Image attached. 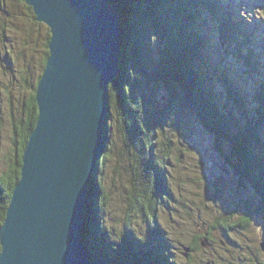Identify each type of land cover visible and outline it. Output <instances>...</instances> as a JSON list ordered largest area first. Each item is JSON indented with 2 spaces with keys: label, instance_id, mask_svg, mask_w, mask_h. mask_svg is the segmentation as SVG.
I'll use <instances>...</instances> for the list:
<instances>
[{
  "label": "trees",
  "instance_id": "trees-1",
  "mask_svg": "<svg viewBox=\"0 0 264 264\" xmlns=\"http://www.w3.org/2000/svg\"><path fill=\"white\" fill-rule=\"evenodd\" d=\"M110 2L114 5L120 27L124 30L123 44L125 48L127 45L133 48V51H127V54L137 62L132 69L130 61L122 58L125 62L121 66L119 73L110 80L108 88L109 101L106 121L111 122L114 128L113 131L116 133L115 136L117 138L115 141L118 143L116 147L120 146L118 154L123 156L122 160L126 162V166L131 163V172L129 174L132 184L134 183L133 191L136 189L137 193L136 200L129 202V211H127L124 220H120L123 224L122 229L127 228V231H130L129 229L132 225L130 221L133 218L129 215L132 212L144 213L145 217L143 218L148 222L149 215L147 213L149 212H146V210L148 209L147 211H150V213H155L151 212L153 206L159 203L163 205V199L160 197L158 189L160 186L162 189L167 187L165 184L162 186L161 181H159L163 180V176L162 179L160 176L158 179L152 178L151 180L148 177L151 175L150 172L152 174L159 172V177L164 165L167 164V161H164V163L159 161L157 149L153 151L154 145H157V140L155 138L152 139V136H154L155 130L162 129L159 127V122H163V117L159 114L157 119H150L151 114L148 113L144 119L142 112L147 109L144 106V97L140 95V97L134 98L137 90L140 88L141 90L147 89L151 78L161 77L165 79L168 76L169 78L171 77L170 81L174 83L179 95L186 98V106L182 107L184 112L187 110L188 118L193 120L209 136L212 137V133H216L218 139L224 140L222 142L225 147L228 146L229 157L223 153L219 140L216 145L218 151L226 156L227 161L235 158L240 162L237 171L243 173L253 184L251 189L255 198L262 197L264 195V155H257L256 150L264 149V132H262L264 130V26L256 18L257 13L250 14L247 12V9H249L247 5H239V8L237 7L239 12L233 9L229 12L222 5L224 2L219 4L218 0H110ZM221 6L222 10L220 11ZM229 6L231 8L230 4ZM137 11L140 13L144 11V14L139 18ZM218 12L219 19L214 23L213 16L216 17ZM203 13L209 15L211 21L207 22V16H204ZM254 18L259 21L258 24L253 22ZM21 19L30 22L32 28H40L41 26L45 31L41 42L44 47L41 49V56L36 65L41 68V71L38 76L32 73V77L35 79L37 76L38 81L48 56L49 30L36 21L31 8L26 6L21 0H0V70H3L1 64L5 66V60L11 64L12 54L17 55L18 59L21 57L23 54L22 48L28 45V39L31 38L30 27L20 23ZM142 23H145L146 30L152 33V37L149 36V33L148 37L141 33ZM260 25L261 29L257 31ZM216 26L219 42L224 46V56L227 59L223 62L218 61L216 65H211L215 69V74H213L211 72L212 68L206 70L205 67H207L206 56H209L210 59L214 58L209 54L213 51L212 29ZM14 28L18 36L9 37L8 32H12ZM239 32L242 33L240 34ZM142 39L150 47L151 57L149 62L152 67L150 72H147V63L142 61ZM124 46L123 50L125 52ZM169 48L171 51H169ZM204 50L207 51L206 55H203ZM125 55L126 52L122 57ZM160 56H162L163 61L156 58ZM226 61H230L236 67V70H241L238 67L240 66L249 81L258 86V93L256 91L252 92L251 101L245 95L247 88H245L246 84L244 81L239 82L232 75L235 81L229 79L228 73L230 74L232 68L226 65ZM200 66L204 67L201 68ZM132 70H143L149 74L140 72V74L135 73L132 75ZM220 70L223 73L220 80L217 81L216 75ZM27 71L28 69H26ZM24 76L22 75L21 79L28 80V77L25 78ZM29 86L30 83L27 81L21 85L27 90V97L22 101V105L25 111L28 112L25 113L26 119L24 122L13 126V139L11 141L15 146L13 153L15 156L7 155L5 159L3 158L5 168L0 173V226L4 221L5 211L12 192L20 178L24 148L37 121L38 111L35 103V92L31 93L28 89ZM222 88L226 90L227 98L225 99L219 94L222 91L219 89ZM241 92L243 93L241 94ZM174 98L175 96L170 99L165 97L168 100V104L166 107L164 106V113L171 110L177 111L178 107L180 108L174 102ZM19 102L21 104L20 100ZM230 102L237 107L238 111L236 114L235 112H228ZM155 113L153 112L152 115ZM235 116L238 118L243 117L241 125L236 124L238 120ZM160 133L162 134V132ZM104 134H106V138L102 153L106 152V154L105 157L102 156L104 161L101 162L100 168L97 167V170L92 175L94 191L89 194V197H92V194L96 192L97 197L95 201H88V203L92 202L91 208L87 206L85 208L86 215L102 231L100 233L101 241L94 238L92 225L89 222L91 220L84 221L87 223L88 229L87 231L82 230L84 234L83 241L90 256L91 264H97L99 260L104 264H111L110 257L103 258V256H109V252L114 248L112 247L114 242L110 243L112 248H109V251L106 246V239L110 241L107 234L109 235V230L110 232L112 230V227L108 230L105 226V231L103 230V222L108 221L107 213L102 218L95 211L97 205L104 208L109 206V194L105 192V180L103 177L105 170L110 166V160H113L112 155L116 149V147L114 149L113 137H111L108 127ZM171 141L170 137H165L161 141L159 140L158 143L161 142L160 146L167 145L171 148ZM185 142H188V140L185 139ZM185 146H187V143ZM216 146H214V152L219 153ZM175 147L178 149L176 142ZM159 152V154L164 153L160 149ZM168 155L163 154L162 158H167ZM159 158L161 159V157ZM122 160L119 164L124 163H122ZM159 163L162 166H159ZM117 172H119V169ZM238 179L241 178L239 177ZM241 221L246 226L249 223L246 218ZM222 227L226 230L229 226L222 225ZM148 235L149 237H147V234L145 236L147 243H143L142 248L145 250H160L157 243L163 242L165 244V247L163 245L164 249H162L164 253L167 246L165 241L161 239L163 237L160 232L156 231V239L149 229ZM201 238H205V236L197 235L190 241V244L194 247L192 250L197 251L202 247V242L204 243L205 240ZM101 243H105V246L101 245L104 255H98L95 249L96 245ZM128 244L131 243H127L124 246ZM148 244H151V246ZM152 244L156 245V247ZM125 248L121 247L120 250H117V256H115L114 260L122 263L126 256H129L131 252L124 251L127 250ZM118 251H121V253ZM150 255L148 254L147 256ZM139 257L142 258V256ZM164 259L166 258L164 257ZM139 264L141 263L139 262Z\"/></svg>",
  "mask_w": 264,
  "mask_h": 264
},
{
  "label": "rangeland",
  "instance_id": "rangeland-1",
  "mask_svg": "<svg viewBox=\"0 0 264 264\" xmlns=\"http://www.w3.org/2000/svg\"><path fill=\"white\" fill-rule=\"evenodd\" d=\"M249 1L251 0H218L219 4L224 2L222 5H224L229 12L230 10L232 11V9L237 11L239 5H247ZM255 3L257 5V14L259 15L256 18L259 19L261 25L264 26V0H255ZM229 4L231 8H229ZM221 10L222 6L220 7V11ZM137 13L140 18V16L144 14V11L142 13L137 11ZM203 14L207 16V22L211 21L209 15ZM23 19L20 20V23L30 27L32 33L31 38L28 39V45L22 48L23 54L19 59L17 55L12 54V65L5 60V66L1 64L4 71L0 70V173L4 171L5 168L3 158L5 159L7 155L15 156L13 155L15 146L11 141V139H13V126L20 122H24L26 119L25 113L28 112L25 111L22 105V101L27 97V90L21 87V85L24 84V82L26 83V81L29 82L30 86L28 89L31 93H36V88L40 82V80L37 81V76L40 74L41 68L36 65L41 56V49L44 47L41 42L42 38H44L45 31L41 26L40 28H32L31 23ZM218 19L219 12L216 17L213 16V22L216 23ZM20 23L18 22L19 25ZM261 25L257 28V31L261 29ZM118 28L120 31L119 38L122 65L125 62L122 58H126V60L130 61V66L133 69V66L137 64V62L127 54V51L131 52L133 48L130 45H127L125 48L122 38L124 30H122L120 24ZM216 28L217 26L212 29V41L214 46L213 51L209 54L214 58L210 59L209 56H206V70L212 68L211 65H216L218 61L223 62L227 59V57L224 56V46L219 42V34ZM141 29V33L148 37L149 32L146 30L145 23H142ZM239 33L241 34L242 32ZM8 35L9 37H15L18 36V33L14 28L12 32H8ZM149 36L152 37V33H149ZM142 41V61L147 63L146 69L147 72H150L152 68L149 62L151 57L150 47L145 44L146 41H144V39H142ZM123 46L127 55L124 57H122L125 53ZM136 51L138 52L137 48ZM169 51H171L170 48ZM206 54L207 51L204 50L203 55ZM161 57L162 56L156 58L162 60ZM226 65L232 68L230 74L228 73L229 79L234 81L236 79L239 82L244 81L246 84L245 88H247L245 95L251 101L252 92L256 91L257 86L251 83L252 86L249 83L248 77L240 66L238 67L241 70H236V67L233 66L230 61H226ZM200 67L203 68L204 66ZM26 69H28L27 72ZM140 72L149 74L143 70H132V75L135 73L140 74ZM211 72L215 74V69L212 68ZM32 73L37 75L35 79L32 77ZM222 73L223 71L220 70L216 75L217 81L220 80ZM41 74H43V71ZM22 75H25V78L28 77V80L21 79ZM141 78L144 79L143 76H141ZM157 78H151L147 89L141 90L140 88L137 90L134 98H138L140 95L144 97V106L147 107V109L142 112L144 119L148 113L151 114L150 119H157L159 114L163 117V122H159V127L162 129L155 130V134L152 136V139L155 138V140H157V145H154L155 148L153 151L157 149L159 161L161 163L167 161V164L164 165L159 177V172L154 174L150 172L151 175L148 176L149 180L152 178L158 179L160 176L162 179L163 176V180L159 181H161L162 186L165 184L167 187H163L162 189L160 186L158 189L160 197L163 199V205L159 203L153 206L151 212L155 213H150V211H147L148 209L146 210V212H149L147 213L149 215V223L143 218L145 217L144 213L132 212L129 215L133 218L130 221L132 225L129 230L131 232L127 231V228L122 229L123 224L120 220H124L127 211H129V202L136 200L137 193L136 189L133 191L134 183L132 184V179L129 174L131 172V163L126 166V162L122 160L123 156L118 154L120 146L116 147L118 144L115 141L117 138L115 136L116 133H114V128L109 121L107 125L108 131L111 133V137H113L114 149L116 147L112 155L113 160H110V166L105 170L103 177L105 180V192L109 194V206L108 208H104L97 205L95 211L98 216L102 218L105 217L107 213L108 221L103 222V230L105 231L104 226L107 227L108 230L112 227V230L111 232L109 230V235L107 234L110 241L106 239V246L108 251L109 248H114L109 252V256L104 255L101 245L105 246V243H101L96 245V252L98 255L103 254V258L110 257L111 264H139V262L141 264H168V262H170L169 264H264V247L262 246L264 245V195L258 197V199L255 198L251 189L253 184L243 173L237 171L240 162L235 158H231L227 161L226 156L229 157V153L227 152L228 146L225 147L223 145L222 141L224 140L218 139L216 133H212V137L209 136L207 132L202 131L193 120L188 118L189 115L187 110L184 112V108L182 107L186 106V98L179 95L174 83L170 81L171 77L169 78L168 76L165 79L161 77ZM219 90H222L219 94L223 99L227 98L225 88ZM242 93L243 92H241V94ZM174 96V102L176 105L180 106L181 109L178 107L177 111L171 110L164 113V106L166 107L168 104L167 99ZM165 97H167V99H165ZM237 111V107L230 102L228 112H235L236 114ZM153 112L156 113L152 115ZM235 117L238 120L236 124L241 125L243 123V117ZM34 129L31 131L30 135L34 132ZM160 132H162V134ZM262 132H264V130H262ZM165 137H170L172 139V149L167 145L160 146L161 142L158 143L159 140L161 141ZM185 139H187L188 142H185ZM28 140L26 145L28 144ZM218 140L222 146L219 147L222 148L226 156L220 154V151H218L216 146ZM175 142L178 149L175 147ZM186 143L187 146H185ZM214 146H216L219 153L214 152ZM159 149L164 151L163 154H169L168 157L163 159V154H159ZM105 154L106 152L102 153V156L105 157ZM256 154L260 156L264 155V149L256 150ZM102 156L98 162L99 168L101 162L104 161ZM159 157H161V159ZM121 160L122 163L124 162L123 164H119ZM21 163L23 165V161H21ZM159 166L162 165L159 163ZM2 167L3 169L1 170ZM118 169L119 172H117ZM239 177L241 179H238ZM20 179L21 177L19 181ZM90 187H92L94 191V183L92 180ZM92 195V197H89L90 195L87 194L86 201H95L97 197L96 192ZM86 206L91 208L92 202L90 201ZM85 208L82 216L83 222L80 224L81 231H87L88 229L87 223L84 221L91 220V218L86 215ZM243 217L248 220V227L242 224L241 220L244 219ZM222 225H228L229 227L224 230ZM95 227L92 226L94 237H96L98 241H101L100 233L102 231L97 226ZM148 229L154 236L156 231L160 232L163 237L161 239L165 241L167 246L164 253L162 249H164L165 244H163V242L157 243L160 250L154 251L142 248L143 243H147L145 240L146 234L147 237H149ZM197 235L205 236V238L201 239L204 240L207 238L204 242L207 243L204 247H200L196 251L192 250L194 247L190 244V241ZM154 238L156 239L157 236ZM93 241L95 240L93 239ZM111 242H114L112 247L110 245ZM127 243L131 244L124 246ZM148 245L151 246V244ZM153 246L156 247V245ZM121 247H126L128 251H124L131 252L129 256H126L123 260V262L126 261L125 263L114 260L115 256H117V250H120ZM118 252L121 253V251ZM148 254L151 255L147 256ZM139 256H142V258ZM164 257L166 259H164ZM100 264L104 263L101 262Z\"/></svg>",
  "mask_w": 264,
  "mask_h": 264
},
{
  "label": "water",
  "instance_id": "water-1",
  "mask_svg": "<svg viewBox=\"0 0 264 264\" xmlns=\"http://www.w3.org/2000/svg\"><path fill=\"white\" fill-rule=\"evenodd\" d=\"M21 1L49 30L48 56L0 228V264H89L79 225L104 145L109 82L122 66L118 15L110 0Z\"/></svg>",
  "mask_w": 264,
  "mask_h": 264
},
{
  "label": "bare ground",
  "instance_id": "bare-ground-1",
  "mask_svg": "<svg viewBox=\"0 0 264 264\" xmlns=\"http://www.w3.org/2000/svg\"><path fill=\"white\" fill-rule=\"evenodd\" d=\"M253 22L255 23V24H257V23H259L257 20H255V18L253 19ZM44 26V25H43ZM16 77V76H15ZM108 112V111H107ZM107 113H106V119H107ZM38 116H39V112H38ZM38 121V120H37ZM105 126H104V132L102 131L101 132V142H103L104 140H105V138H106V134H104L105 133V131H106V128L108 127L107 125H108V121H106L105 120ZM37 124V123H36ZM103 140V141H102ZM100 149H101V152H100V154H99V156H98V162H99V159L101 158V156H102V152H103V146H101L100 147ZM24 152V151H23ZM98 162H97V164H98ZM21 170H22V164H21ZM95 170H97V168L96 169H93V173L95 172ZM20 174H21V171H20ZM21 177V176H20ZM92 179H93V177H92ZM91 179V180H92ZM94 183V182H93ZM95 191H98V190H95ZM10 201H11V199H10ZM10 201H9V204H8V207L6 208V211H5V219H4V221L6 220V213H7V209L9 208V206H10ZM245 204V203H244ZM264 209V208H263ZM83 211V210H82ZM82 216H83V212H82ZM80 220H81V222H83V220H82V218L80 217ZM4 221H3V223H2V225L0 226V228H2V226H3V224H4ZM90 222V224L92 225V226H94L95 227V225H94V223H92V221H89ZM96 228V227H95ZM1 230V229H0ZM91 237V236H90ZM92 237H93V235H92ZM153 237V236H152ZM79 238H80V244H81V250H82V252H83V254L85 255V257L87 258V260H88V263L89 264H91V260H90V256H89V254H88V252H87V250H86V245H85V242L83 241V238H84V234H83V232L81 231V229H80V225H79ZM94 238H96V237H94ZM89 242V241H88ZM1 246V245H0ZM1 251V250H0ZM101 263V261L99 260L98 262H97V264H100ZM93 264V263H92Z\"/></svg>",
  "mask_w": 264,
  "mask_h": 264
}]
</instances>
